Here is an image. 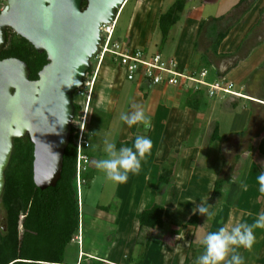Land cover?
I'll list each match as a JSON object with an SVG mask.
<instances>
[{
	"label": "crops",
	"instance_id": "crops-1",
	"mask_svg": "<svg viewBox=\"0 0 264 264\" xmlns=\"http://www.w3.org/2000/svg\"><path fill=\"white\" fill-rule=\"evenodd\" d=\"M129 1L127 0L126 4ZM134 1L130 22L127 26L128 38L124 41V44L131 49H139L147 54L145 48L149 39L156 30L159 31L157 21L161 13L157 15L158 10L163 7L166 0ZM190 1L192 5L188 9L184 7L179 21L168 32L163 45L165 46V51L162 49L158 53L164 58L175 60L180 69L186 70H199L197 66H200L201 62H205L210 65L209 69L224 73L235 62H239L235 69L228 73L224 79L234 84V91L240 97H217L208 101L207 106L201 105L199 109L195 110L185 106V93L179 87L149 86L144 83L138 84L134 82L136 92L134 91L132 94V101L127 102L125 105V111L131 112L133 111L132 104H140L144 107L146 114L151 116L152 128L145 131L140 125L129 127L127 124H124L123 131L117 137L116 146L117 148L127 144L131 146L137 135H147L153 143L151 153L143 158L139 174L131 175L129 179L130 185L128 186L129 190L126 183H124V187L118 184L117 187H122L124 191L120 204L114 210L115 212L110 213V209L107 212L98 209L93 214L97 222L103 221V223L105 222L110 225L107 227L108 230L115 229L113 235L108 236L109 245L99 255L91 252V250L84 251L85 237L83 236L84 223L82 222V247L78 248L76 259L69 263L65 262V264H131L129 257L135 252L134 239L138 230V215L142 210L154 204V201L148 202L150 197L148 199L145 198L147 196L145 191L142 193L145 195L138 193L134 195V192L133 194L130 193L133 190L131 181L134 180V176L138 175L137 180L143 189L144 187H150L152 191H155L159 172L158 168L166 161L169 155L174 153L177 155L178 173L180 174V171L184 173L187 171L183 183L188 182L191 184L196 176H199V179L204 176L200 167H196L195 165L201 158V146L210 147L211 144L217 143L219 149L217 153L220 157L223 153L226 156L233 155L235 158L238 157L240 154L238 153L240 141L249 134V121L253 116V111H255L253 117L260 111H264V0H258L252 9L237 21L236 25L234 23L237 17L234 15L237 12H234V7L239 0H188V3ZM196 1H198L197 6H195ZM228 26L232 27L220 43L217 55L214 56L211 45L214 35L223 32ZM244 39L245 43H243ZM115 40L120 39L117 38ZM203 57L206 58L203 60ZM117 69L123 72L119 66ZM98 70L99 68L96 70V75L98 74ZM108 78H104V80H107L102 81L103 83H100V87L97 90L99 94L98 98L101 99L98 103L100 104L99 107L102 115L104 114L103 117L117 109L121 96L120 92L115 88L119 84L115 85L116 83L114 82V84L108 82ZM123 78H125L124 72ZM211 102L212 105L209 106ZM206 110L208 113L205 115ZM256 111L258 112L256 113ZM200 114L203 116L202 118H200ZM223 122H227L226 130H224L225 134L221 132L220 124ZM103 124L101 123V125ZM211 126L212 129L209 131ZM263 127L264 124L255 135L249 138L248 145L244 150L245 154L244 151L241 153V155H247L248 159L246 160L245 158L244 162L247 161L246 165L244 164L240 169L243 176L238 183H243L244 180L248 179V184H256L257 182L249 183V178L252 177L253 181H257L255 172L259 174L261 171H264V161L260 160V158H264V137L256 144L252 142L253 138ZM194 129L198 130L196 137L192 136ZM214 129L218 130V136L222 138L221 141L211 139ZM250 140L252 143H249ZM196 143L198 145H195ZM184 144H187V147L185 151H181ZM250 144L253 145L255 151H247ZM95 160L94 156L91 155L92 164H94ZM184 163L188 164L185 170H183ZM247 170H250V172L246 175L245 172ZM250 173H254V176L250 175ZM149 178H154V180L148 183ZM230 178L228 183L232 184ZM177 179L176 176L172 193L179 187L176 184H179ZM199 179H197L199 184H204L205 181H208L206 190L208 198L212 193L215 177H204L203 181ZM240 186L242 187L241 184ZM183 189L185 190L186 186H183ZM172 193L166 196L163 206V221L168 227L167 230L180 227L190 216V213L185 215H183L184 213H175L177 203L175 207H171L169 204V200H171L173 195ZM115 196L118 197L119 195L116 194ZM150 196H152V193ZM189 203L185 200L179 204ZM220 206L222 207L223 204L221 203ZM176 210L184 211L185 208L181 210L180 207L176 208ZM185 230L192 232L191 240L193 242L196 230L193 231L187 228L183 231ZM184 233L180 234L176 249L173 251L166 250L162 243L152 240L142 264H183L188 245L191 241L189 240L190 234L186 239ZM184 237L185 241L182 243ZM89 260L92 262L90 263Z\"/></svg>",
	"mask_w": 264,
	"mask_h": 264
},
{
	"label": "trees",
	"instance_id": "trees-1",
	"mask_svg": "<svg viewBox=\"0 0 264 264\" xmlns=\"http://www.w3.org/2000/svg\"><path fill=\"white\" fill-rule=\"evenodd\" d=\"M186 1L175 0L165 12L159 15L157 24L161 33V44H164L168 32L179 21ZM257 1L239 0L234 7V12H237L234 15L237 17L234 24ZM86 4L87 1L83 0L81 8L84 9ZM231 27L228 26L223 32L214 35V39L211 42L214 56L217 55V49ZM6 37V45L0 55V59L15 58L24 62L30 70L29 79L36 80L38 72L47 63L46 54L37 53L30 43L16 36L11 30H7ZM205 58L203 57V60ZM238 64L239 62H235L224 73L215 72L213 69L208 71L206 67L201 70L206 71V81L213 82L214 80L224 79ZM207 66L210 68L209 64ZM92 77L93 68L91 67L85 75L84 83ZM184 93L187 95L185 106L195 110L199 109L201 105L207 106L208 101L215 99L207 97L204 88L199 91H194L191 88L184 90ZM75 95L76 93L73 95L74 119L71 125L70 141L63 154L60 179L54 187L40 190L33 182V144L29 136L27 135L23 139H14L13 141V152L5 171V186L0 200V219L2 220L0 221V264H65V248L77 234L79 227V202L75 178L76 139L79 124L76 123L75 125V119L82 111L83 103H78ZM223 96L231 95H221V97ZM92 121L93 124H90L91 130L94 129L98 122L94 119ZM85 137L90 142L92 137L86 132ZM262 137H264V127L253 138L252 142L256 144ZM211 139L214 141L222 140L218 136L217 129H214ZM126 146H129V144ZM90 148L91 145L86 152L89 162L86 170L81 175L85 185H88L94 177V169H91L92 154ZM251 150L254 149L253 145L250 144L247 151ZM238 159L239 162L234 166V171L240 170L245 156H238ZM172 167L173 165L163 168L158 175L156 190L159 187L161 188V191L158 193L164 192L165 188L167 191L174 184ZM230 176H232L231 173L227 180H229ZM224 181H226L225 177H219L213 183L209 200L213 201L212 203L216 205L209 204L212 205V210H215L218 203L222 200ZM167 195L161 196L159 203H154L151 207L139 213L137 218L138 230L134 239L135 252L129 257L131 264L143 263L152 240L162 243L166 250L173 251L178 244L181 230L192 228L195 231L204 221L208 222L206 221V217L194 213L180 227L167 230L168 227L163 221V206ZM96 208L104 212L109 211V207L97 206ZM194 246L191 240L183 264H191V258H193L191 251L194 252Z\"/></svg>",
	"mask_w": 264,
	"mask_h": 264
},
{
	"label": "water",
	"instance_id": "water-1",
	"mask_svg": "<svg viewBox=\"0 0 264 264\" xmlns=\"http://www.w3.org/2000/svg\"><path fill=\"white\" fill-rule=\"evenodd\" d=\"M0 55L7 30L46 54V65L30 80L27 65L0 59V200L14 139L33 144L32 178L44 190L60 179L74 119L73 95L84 84L98 53L102 25L115 21L127 0H3Z\"/></svg>",
	"mask_w": 264,
	"mask_h": 264
},
{
	"label": "rangeland",
	"instance_id": "rangeland-1",
	"mask_svg": "<svg viewBox=\"0 0 264 264\" xmlns=\"http://www.w3.org/2000/svg\"><path fill=\"white\" fill-rule=\"evenodd\" d=\"M175 0H166L164 2V5L162 8H159V12L157 15L160 13L165 12L173 3ZM134 0H130L128 4H124L123 7L121 8V11L119 12L117 19H116V26H115V34H114V39L119 38L120 40L116 41H121L124 43V41L128 38L127 37V26L129 25L132 10H133V5H134ZM191 2V1H190ZM188 3V0L186 1L185 8L188 9L192 5L191 3ZM6 2L3 0H0V11L5 7ZM198 5V1L195 2V6ZM253 7V6H252ZM250 7V10L252 9ZM249 10V11H250ZM236 12V11H235ZM156 19V18H155ZM155 22V20H154ZM236 25V24H235ZM113 39V40H114ZM243 43H245V39L243 40ZM164 44H161V33L156 30L152 37L149 39L145 51H147V54H152L156 52H160L162 49L165 51L163 46ZM147 49V50H146ZM237 52V51H236ZM202 64L197 66L198 71H200L204 66L208 71H211L209 67L206 65L205 62H201ZM101 67H99L98 74L96 75V61L94 59L91 60V67L93 68V77L90 80H87L86 83L91 85L93 78V89L90 94V98L87 99L86 96H77L76 101L78 103H83V107L88 106L87 109V114L85 118V123H84V131L89 134L92 138L90 140V145L91 146V154L94 156L95 159L103 158L105 153L103 151L104 149V140L107 137H114L115 142L118 140L117 137L121 134V131H123V126L124 122L119 120V114L122 111H125V105L127 102L132 101V94L134 91L136 92V86L134 82H129L125 78H123V72L119 71L117 68L118 66L116 65L115 62L111 61L108 56L105 57L103 62L100 64ZM101 68V70H100ZM108 78V82H112V84L116 83L115 88L120 92L121 96L119 99V105L117 109L112 112L111 114L103 117L100 109V104L98 103L100 98H98V89L100 87V83L102 84V81L104 78ZM114 82V83H113ZM104 85V84H103ZM89 87H87L88 89ZM86 88H83V92H85ZM86 95V94H85ZM186 94L184 97L186 98ZM86 97V98H85ZM84 100V101H83ZM244 102V101H242ZM246 103V102H244ZM212 105V102L209 103V106ZM253 109V108H252ZM259 110V109H258ZM261 110V109H260ZM84 109L81 114H79V118H82L84 116ZM258 111H256L257 113ZM208 113L206 110L205 115ZM203 114V112H201ZM200 114V118L203 116ZM253 116L255 115V111H253ZM251 117L249 121V131H248V136L245 137L240 141V146H239V151L240 153L238 156L241 155V153L246 149L248 145V140L251 138L253 135H255L258 131L259 128L264 124V111L259 112L255 117ZM79 118L75 119V125L76 123L79 124L78 122L80 121ZM97 120L98 122L96 123L95 127L93 130H91L90 124H93L92 120ZM102 121V122H101ZM101 123H104L101 125ZM73 124V122H72ZM221 125V132L224 133L225 128L227 127V122H223ZM80 128V127H79ZM161 129L160 128V134H161ZM212 126L209 128V131H211ZM91 131V133H89ZM198 134V130L194 129L192 136L196 137ZM98 142H97V141ZM96 142V143H94ZM192 143L194 144L193 140ZM251 143V140L250 142ZM192 144V145H193ZM195 145H198L196 143ZM215 145V146H214ZM126 146V145H123ZM187 147V144L183 145V148L181 151H185V148ZM218 145L217 143L211 144L210 147L206 146H201V155L198 162L195 164L196 167H200V169L203 171V177L199 179V176L193 179V183L189 184L183 183V179H185V174L186 172H181L180 174L178 173V167H177V155L172 153L169 155V157L166 159V161L158 168V175L160 174L161 170L163 168H167L168 166L173 165L172 167V178L175 182L176 176L177 180L179 182L176 183L179 185V187L172 193V188H174L175 184L172 185L171 188H169L166 191V188L163 190L164 192L158 193L161 191V188L159 187L157 190L155 188V191L150 188V187H144L142 188L141 184L137 180V176H134V180L131 181V186L133 190L130 192L131 194L136 195L144 193V191L147 193V196H145L146 199L149 200L148 202L154 201V203H159V200L161 196L167 195L169 193H172V198L169 200V204L171 207H175L176 203L177 206L176 208H180L184 211H179L176 210L175 208V213H184L183 215L190 213V216L194 214V211L196 210V207L198 204L206 200V203L216 205L212 203L213 201H210V196L207 198L206 190L208 186V181H205L204 184H199V179L200 181H203L204 177H215V180L219 177H225L226 181L223 183L222 187V200L220 203H218L216 209L214 210L216 212V216L213 218L211 222H205L202 225H199L198 228L196 229L195 232V239L193 240L194 243V252L193 253V258H191V264H195L196 261V256H199L202 253V240L203 237L206 235L207 232L209 231H216L218 230L219 227L222 226H227V227H232L235 224L246 221L247 223L251 224L254 222V220L257 218V214L264 211V194L259 191V184L256 180H252V177H250L249 183H255L256 184H248V179L244 180L243 183L238 181L242 178V170L234 171L233 168L235 169V165L239 162L238 157H234L233 155L231 156H226L225 153L220 157L217 153L218 151ZM259 153V152H257ZM245 154V151H244ZM243 154V155H244ZM245 156V155H244ZM246 160L247 155L245 156ZM260 160L264 161V158H260ZM241 164L242 166L245 164ZM188 164L184 163L183 170L187 168ZM94 169L93 172L94 178L92 181L88 184L85 185L84 182L82 181L83 178H81V189L79 191V200H80V207H79V218H80V228L82 222L84 223L83 231H84V251H90L95 253L96 255H99L104 251V248L109 245L108 242V236H112L113 232L115 229L108 230L107 227L110 226L107 223H103V221H96L94 219V212L98 210L96 207L97 206H103V207H109L110 213H114L115 209L118 207V204H120L121 197L123 195L124 189L122 187L125 186L124 183L121 184L122 187L118 188V184H115L114 182L108 180L103 173H101L99 170H97L94 166V164L91 165V169ZM240 168V169H241ZM250 172V170H247L245 174L247 175ZM230 176L231 178V183H228V177ZM237 174V176H236ZM256 177L258 174L255 172ZM132 174H129L128 180L126 182L127 184V189L129 190L130 188L128 187L130 185L129 179ZM250 175L254 176V173H250ZM206 179V178H205ZM154 178H149L148 183H150ZM136 182V183H135ZM173 182V183H174ZM185 182V181H184ZM157 184V182H156ZM237 184V185H236ZM242 185V187L240 186ZM77 186V184H76ZM183 186H186V189H183ZM238 186V187H237ZM131 188V189H132ZM135 188H138L135 190ZM239 188V189H238ZM188 190V191H187ZM152 193V196H150ZM118 194L119 198L117 196L114 197V195ZM263 194V195H261ZM145 195V194H142ZM243 196V197H242ZM178 197V198H177ZM225 198V200H223ZM187 200L190 202L189 204H179L181 202H184ZM166 201V198H165ZM164 201V203H165ZM225 202V203H224ZM223 204L221 207L220 204ZM209 205V206H212ZM220 207V208H219ZM189 216V217H190ZM0 221H2L0 219ZM192 229V228H190ZM110 231V232H109ZM109 232V233H108ZM185 232V237L186 239L188 238L190 234V239L192 237V232L190 231H183L181 230V233ZM108 233V234H107ZM79 235V234H78ZM77 235V237H78ZM255 236H256V241L251 248V250H246L244 248H240L238 251L240 255L244 257L245 264H264V229H255ZM185 237L182 240V243L185 241ZM74 237L71 239L67 247L65 248V253H64V259L65 262H71L76 259L77 255V250H78V245L76 242H73ZM197 244V245H196ZM82 247V245H81ZM82 249V248H81ZM133 252V251H132ZM180 256V254H179ZM136 258V255H135ZM88 261V260H87ZM91 263L92 261L89 260Z\"/></svg>",
	"mask_w": 264,
	"mask_h": 264
},
{
	"label": "clouds",
	"instance_id": "clouds-1",
	"mask_svg": "<svg viewBox=\"0 0 264 264\" xmlns=\"http://www.w3.org/2000/svg\"><path fill=\"white\" fill-rule=\"evenodd\" d=\"M131 107L133 111H122L119 114V120L129 127L140 125L145 131L151 129L152 118L146 114L144 107L140 104H132ZM152 147V140L147 135H137L131 146H121L119 148L116 146L114 137H107L104 140L103 151L105 155L103 158L96 159L94 166L115 184L126 183L129 174H139L142 167L141 162L146 155L151 153ZM256 179L259 184V191L264 193V171H261ZM76 187L80 207L79 191L81 184ZM212 208V206L207 205L205 200L197 205L194 213L206 217V221L211 222L216 216V212ZM255 229H264V211L258 213L257 218L251 224L242 221L230 228L222 226L216 231L207 232L202 240L203 251L196 258L195 264H245L244 257L240 255L238 250L240 248L251 250L256 241ZM77 235L82 238L80 218L78 231L74 239ZM80 246L78 245V247Z\"/></svg>",
	"mask_w": 264,
	"mask_h": 264
},
{
	"label": "built area",
	"instance_id": "built-area-1",
	"mask_svg": "<svg viewBox=\"0 0 264 264\" xmlns=\"http://www.w3.org/2000/svg\"><path fill=\"white\" fill-rule=\"evenodd\" d=\"M116 20L111 24L102 25L100 28L101 42L98 47V53L94 60L96 61L95 71L99 68L106 56L115 62L124 72V77L129 82L138 84H147L149 86L179 87L182 90L193 89L199 91L205 89L207 97L216 98L221 95L229 94L238 97L239 94L234 91V84L225 79L206 81L205 70H186L180 69L177 62L171 58H164L160 53L152 55L145 54L142 50L131 49L126 44L114 39ZM114 39V40H113ZM91 85L84 83L83 86L75 91L77 96H86L90 98L93 89ZM87 87H89L87 89ZM83 88H86L83 92ZM86 94V95H85ZM85 97V98H86ZM84 116L79 118V131L76 139V184H81V174L86 170L89 157L86 152L90 146L89 140L85 137L84 123L88 106L85 105ZM82 109V111H83ZM80 112V114L82 113ZM74 241L80 246L81 238L76 237Z\"/></svg>",
	"mask_w": 264,
	"mask_h": 264
},
{
	"label": "bare ground",
	"instance_id": "bare-ground-1",
	"mask_svg": "<svg viewBox=\"0 0 264 264\" xmlns=\"http://www.w3.org/2000/svg\"><path fill=\"white\" fill-rule=\"evenodd\" d=\"M99 71V70H98Z\"/></svg>",
	"mask_w": 264,
	"mask_h": 264
}]
</instances>
